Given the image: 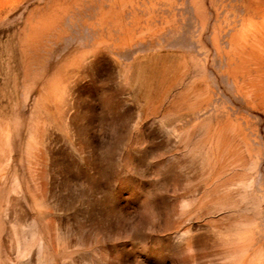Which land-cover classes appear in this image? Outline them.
<instances>
[{
  "label": "rangeland",
  "instance_id": "1",
  "mask_svg": "<svg viewBox=\"0 0 264 264\" xmlns=\"http://www.w3.org/2000/svg\"><path fill=\"white\" fill-rule=\"evenodd\" d=\"M264 261V0H0V264Z\"/></svg>",
  "mask_w": 264,
  "mask_h": 264
},
{
  "label": "clouds",
  "instance_id": "2",
  "mask_svg": "<svg viewBox=\"0 0 264 264\" xmlns=\"http://www.w3.org/2000/svg\"><path fill=\"white\" fill-rule=\"evenodd\" d=\"M243 260V257L242 256H238L236 258V264H241V261ZM261 264H264V261L261 262Z\"/></svg>",
  "mask_w": 264,
  "mask_h": 264
}]
</instances>
